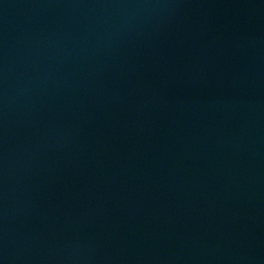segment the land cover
Returning <instances> with one entry per match:
<instances>
[{
	"label": "water",
	"instance_id": "95a60500",
	"mask_svg": "<svg viewBox=\"0 0 264 264\" xmlns=\"http://www.w3.org/2000/svg\"><path fill=\"white\" fill-rule=\"evenodd\" d=\"M0 264H264V0H0Z\"/></svg>",
	"mask_w": 264,
	"mask_h": 264
}]
</instances>
